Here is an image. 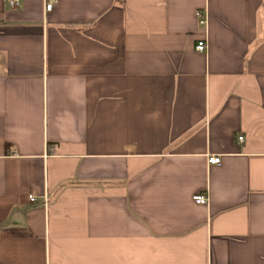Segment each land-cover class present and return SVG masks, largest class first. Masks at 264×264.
Here are the masks:
<instances>
[{
    "label": "crops",
    "instance_id": "obj_1",
    "mask_svg": "<svg viewBox=\"0 0 264 264\" xmlns=\"http://www.w3.org/2000/svg\"><path fill=\"white\" fill-rule=\"evenodd\" d=\"M0 264H264V0H0Z\"/></svg>",
    "mask_w": 264,
    "mask_h": 264
},
{
    "label": "built area",
    "instance_id": "obj_2",
    "mask_svg": "<svg viewBox=\"0 0 264 264\" xmlns=\"http://www.w3.org/2000/svg\"><path fill=\"white\" fill-rule=\"evenodd\" d=\"M18 1L19 0H10V4L13 5V4L17 3ZM51 6H52L51 3L46 4V9H50ZM197 16L199 17L201 23H203V24L206 23V18L204 17L203 13H199L198 12ZM195 48L198 51H200V52L206 51V49H207L206 40L202 39V40L197 41V43L195 45ZM238 139L240 141H242L243 140V136H238ZM207 162H208V164H219L221 162V157L219 155H208L207 156ZM192 199L197 204H206L207 201H208L207 195L203 194V193H195V194H193ZM29 200L33 201L34 200V196L30 195L29 196Z\"/></svg>",
    "mask_w": 264,
    "mask_h": 264
}]
</instances>
